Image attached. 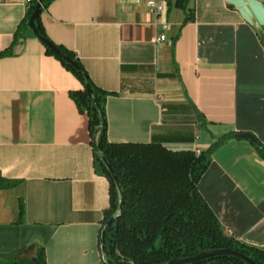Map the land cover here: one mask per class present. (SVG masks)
<instances>
[{
  "label": "crops",
  "instance_id": "obj_1",
  "mask_svg": "<svg viewBox=\"0 0 264 264\" xmlns=\"http://www.w3.org/2000/svg\"><path fill=\"white\" fill-rule=\"evenodd\" d=\"M150 1L163 4L156 12ZM24 0L0 1V259L103 264L109 183L98 173L75 76L27 32ZM39 23L104 103L106 139L210 156L197 189L224 231L264 252V0H51ZM164 35L163 41H156ZM9 49V50H8Z\"/></svg>",
  "mask_w": 264,
  "mask_h": 264
},
{
  "label": "trees",
  "instance_id": "obj_2",
  "mask_svg": "<svg viewBox=\"0 0 264 264\" xmlns=\"http://www.w3.org/2000/svg\"><path fill=\"white\" fill-rule=\"evenodd\" d=\"M37 1L26 4L25 15L9 49L18 38L30 32L27 21ZM49 1L42 0L35 17L38 35H32L39 41L38 36L47 38L39 23V14ZM174 2L185 10L188 0ZM40 43L45 52L58 59L83 86L82 90L71 92L70 97L77 110L87 115L96 169L109 183L108 207L103 213L101 225L104 228L99 237L103 264H165L171 259L191 257L213 249L233 250L256 264H264V252L228 235L197 189L212 152L230 135L219 138L200 152L170 150L158 143H110L106 139L104 103L106 97L114 93L94 86L71 51L56 45L68 58L65 60ZM7 52L6 49L0 56ZM87 84L91 98L85 89ZM240 134L235 136L241 137ZM250 141L264 159V147L256 140ZM14 185V181L0 178V189ZM120 200L121 210L118 208ZM0 264L47 263L42 248H37L32 257L18 253L0 259ZM187 264L247 263L231 255H218Z\"/></svg>",
  "mask_w": 264,
  "mask_h": 264
},
{
  "label": "water",
  "instance_id": "obj_3",
  "mask_svg": "<svg viewBox=\"0 0 264 264\" xmlns=\"http://www.w3.org/2000/svg\"><path fill=\"white\" fill-rule=\"evenodd\" d=\"M41 2L42 0H38L34 6V10L33 12L30 14L28 21H27V25L30 28L31 32L34 35H38L37 34V30H36V26H35V17L38 14V11L41 8ZM40 41L47 47L49 48L54 54H56L58 57L60 58H64L65 60H68V58L61 52V50L54 44L52 43L49 39L42 37V36H38ZM86 92L90 97L91 94V89L89 87V85L87 84L85 86ZM102 123L104 122L103 119H101ZM241 137L250 139V140H255L254 136L250 133H241L240 134ZM119 210H121L122 208V200H120L119 205H118ZM112 220V219H110ZM102 228H104V225H102ZM218 255H231L234 257H237L241 260H243L244 262H246L247 264H256L255 262H253L249 257L245 256L242 253H238L236 251L233 250H229V249H213V250H204L199 252L198 254L191 256V257H184V258H179V259H171L168 262H166L165 264H187V263H193L208 257H213V256H218Z\"/></svg>",
  "mask_w": 264,
  "mask_h": 264
},
{
  "label": "built area",
  "instance_id": "obj_4",
  "mask_svg": "<svg viewBox=\"0 0 264 264\" xmlns=\"http://www.w3.org/2000/svg\"><path fill=\"white\" fill-rule=\"evenodd\" d=\"M2 1V0H0ZM25 3H29L31 0H24ZM149 5L158 13L160 12V10L163 8V4L161 2H158V1H150L149 2ZM165 39V36L164 35H159V37H157L155 40L156 41H163ZM103 228H102V225L100 226V234L102 232ZM100 237V236H99Z\"/></svg>",
  "mask_w": 264,
  "mask_h": 264
}]
</instances>
